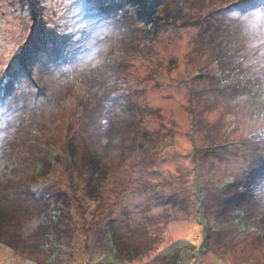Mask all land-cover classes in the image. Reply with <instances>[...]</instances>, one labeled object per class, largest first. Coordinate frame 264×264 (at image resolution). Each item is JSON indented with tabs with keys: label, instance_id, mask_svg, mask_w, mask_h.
Listing matches in <instances>:
<instances>
[{
	"label": "rangeland",
	"instance_id": "obj_1",
	"mask_svg": "<svg viewBox=\"0 0 264 264\" xmlns=\"http://www.w3.org/2000/svg\"><path fill=\"white\" fill-rule=\"evenodd\" d=\"M159 1L0 0V264H264V0Z\"/></svg>",
	"mask_w": 264,
	"mask_h": 264
},
{
	"label": "trees",
	"instance_id": "obj_2",
	"mask_svg": "<svg viewBox=\"0 0 264 264\" xmlns=\"http://www.w3.org/2000/svg\"><path fill=\"white\" fill-rule=\"evenodd\" d=\"M118 1H119L118 3H115V2L109 3V2H107L105 0H98V3L100 4V2H102L100 4L101 10H103V9L116 10L119 13L118 16L121 19H123L125 17L126 14H124V13H126L128 11L132 12V10L134 9L136 18H139V20L142 23H144V25L147 26L148 29L150 27H153L154 25H156V26L159 25L158 24L159 21L158 20L156 21V18H155L156 17V13H152L151 11H149L150 9L146 10L145 9V5H144L145 3H141V2H139V0H126L130 4H128L127 6H125V7H123L121 9L120 7L116 8V6H115V4L122 3V1H120V0H118ZM126 1H125V3H126ZM158 1L157 0H151V2H153V4L155 3L156 5H157ZM103 2H105L106 4L102 5ZM159 2L162 4L161 0ZM160 7H156L158 11L161 10ZM116 11H114V12H116ZM155 22H157V23L155 24ZM25 52L27 53L28 50L25 49L24 53ZM24 53H23V55H22V57L20 59L19 66L22 68L21 70L26 71L27 69H29V67H27L28 66L27 63H28V61H30V59L26 58ZM234 68H236V67H234ZM24 74H25V72H24ZM27 74H29V73H27ZM238 75H242V72L238 73ZM234 76H236V75H234ZM28 77L29 78L31 77V79H32V75L31 74H29ZM238 80H240V77L238 78ZM38 89H39L38 90L39 94H37V95L41 98V100H43V99L47 100L49 96L45 92H43L40 87H38ZM256 89L258 90V92H260L261 89H262V85L260 83H256ZM7 90H8V85L6 83V78H1V80H0V96L2 97L3 95L7 94ZM26 105H29L28 101L23 103V104H21L22 108H25ZM28 121H30V122L33 121L35 124H36V122L37 123L40 122L39 118L35 117L34 114L31 117V119H29ZM31 125H32V128H34V124L31 123ZM29 132L31 133L32 131H29ZM88 152L90 153V158L87 159V160H88L89 163H91V167L92 168L90 170L91 173H89V176H88V186H86L85 191H86L87 195H90L91 189L94 186L95 181L100 179V175L104 172L105 168H104V166L101 163L102 160L99 157V151H98L97 148H91ZM70 156L71 155L69 154V156H67V157H70ZM85 156L87 158V153L85 154ZM46 162L50 163L51 160L46 158ZM19 163H20L19 159H15L10 164H2V166L0 165V173L2 174V172H5V174H6L5 178L1 181V185L4 186V188L8 184L9 181L14 182L16 180L17 175H20V174H17L18 172H16V170L20 171V164ZM44 163L45 162L42 161L41 163H37L36 165H37L38 168H47L49 165H45ZM11 183H10V185H12ZM20 187H22L21 186V182L19 183V187L18 188L20 189ZM244 187L240 186V190L241 191L245 190V189H243ZM18 192H20V190ZM24 192H26L27 195H29V194H32V195L38 194L37 191H34L32 188L27 189V191H23V193ZM38 196H41V194L40 195L39 194L35 195L36 198ZM42 196H43V194H42ZM259 198L261 199V200H258L259 201V206H256L257 205L256 204L255 205L256 208H253V209L240 210V209H236L235 208L236 206L232 205L233 209H234L233 210L234 212L232 211L233 214H234L233 215V219L235 221V222H233V225H236V226L238 225V227L241 230L250 229V228L251 229L252 228H259L260 227L259 225L254 224V223L251 222V221L254 222V220H256L259 217H261L262 215H264V206L261 205V201L264 202V196H261ZM200 202L202 203V200ZM198 206H199V204H198ZM13 210L14 211H10V213L12 215L9 218V214L10 213H6V210L3 211L2 209H0V227L1 228H3L4 225H6V224L8 225V221L16 220L15 222H18L20 219H22V217H24V215H23L24 211L23 210H21V209L20 210L13 209ZM6 214H8V215H6ZM198 221L201 223V225L203 227V230H204V227L206 228V223L202 219V216L199 217Z\"/></svg>",
	"mask_w": 264,
	"mask_h": 264
},
{
	"label": "snow or ice",
	"instance_id": "obj_3",
	"mask_svg": "<svg viewBox=\"0 0 264 264\" xmlns=\"http://www.w3.org/2000/svg\"><path fill=\"white\" fill-rule=\"evenodd\" d=\"M252 17H255V18H261V17H264V9H260L258 12L256 13H252L251 14ZM244 19H248V17H245ZM89 60L92 58V55L89 54L88 57H87ZM65 71H70V69H65ZM0 127H3V124H0Z\"/></svg>",
	"mask_w": 264,
	"mask_h": 264
}]
</instances>
